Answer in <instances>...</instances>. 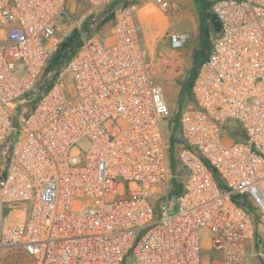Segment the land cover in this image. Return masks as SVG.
Wrapping results in <instances>:
<instances>
[{
    "label": "built area",
    "instance_id": "obj_1",
    "mask_svg": "<svg viewBox=\"0 0 264 264\" xmlns=\"http://www.w3.org/2000/svg\"><path fill=\"white\" fill-rule=\"evenodd\" d=\"M112 1L0 0V145L17 131L0 177V256L202 264L206 252L205 264H264V0L211 3L217 32L177 118L182 176L170 166L162 126L170 111L129 0L103 37L75 24L78 49L18 111L62 39L69 7ZM188 37L168 41L180 48Z\"/></svg>",
    "mask_w": 264,
    "mask_h": 264
},
{
    "label": "rangeland",
    "instance_id": "obj_2",
    "mask_svg": "<svg viewBox=\"0 0 264 264\" xmlns=\"http://www.w3.org/2000/svg\"><path fill=\"white\" fill-rule=\"evenodd\" d=\"M129 1L139 10L142 44L148 52V63L153 78L162 88L170 111L167 122H163L162 125L164 135L169 139L171 129L176 126V118L188 101L189 96L182 92V86L188 74L193 70L194 56L202 44V36L204 37L200 35L202 34L200 16L193 0H163L167 4L163 9L154 0ZM206 1L209 4L210 31L206 35L204 52L208 50L211 39L217 32V22L210 9L213 0ZM126 3V0H113L101 9H92L85 2L71 5L66 15L63 16L60 36L64 39L72 32H78L77 26H79L81 30L103 37L108 32L115 9ZM176 31L186 32L189 36L188 41L180 48H175L168 42L169 34ZM54 74V70L48 71L44 67L34 90L21 100L18 111H25L31 107V102L41 93L39 85L44 81H49ZM16 134L17 131H13L7 141L0 145V177L4 175L9 151ZM175 136L177 137V133ZM176 145H174L175 153ZM175 172L178 177L184 175L179 164L176 165ZM171 205L173 209L170 213L173 214L176 211L175 198L171 199ZM208 259V253L203 252L201 254L202 264H205ZM249 260L255 263V259ZM0 264H34V261L20 250H10L0 256Z\"/></svg>",
    "mask_w": 264,
    "mask_h": 264
},
{
    "label": "trees",
    "instance_id": "obj_3",
    "mask_svg": "<svg viewBox=\"0 0 264 264\" xmlns=\"http://www.w3.org/2000/svg\"><path fill=\"white\" fill-rule=\"evenodd\" d=\"M197 11L199 13L200 16V21H201V29H202V34L200 35H204V37L202 36V44L200 45V47L198 48L195 56H194V66H193V70L192 72H190L188 74L187 80L185 81V83L182 86V92L188 94V100H190V87H191V83L197 73V70L199 68V66L201 65V63L203 62V60L206 58L208 52H209V48H210V44H209V48L208 50H206V52H204V42L206 40V35L209 33L210 28L208 25V17H209V4L207 3L206 0H193ZM80 44V40H79V35L78 32L74 31L72 32L70 35L66 36L64 39H61V41L59 42L56 50L53 52V54L51 55L50 59L48 60L46 66H45V70L51 71L54 70L55 74L51 77V79L49 81H44L41 85H39V89L42 92L46 91L47 89H49V87L51 86L53 80L55 79V77L58 75L60 69L63 68V66L66 64V62L72 57V55L76 52V50L78 49ZM40 93V94H41ZM39 96H37L32 102H31V107L36 103L37 99ZM179 115V114H178ZM178 118V116H177ZM177 118H176V126L175 128L171 129V135L168 139V143H169V157H170V166L172 169V172H175V168L176 165L179 164L177 162L176 159V153L174 152V145H176L178 143V136H175V133H177L178 135V128H177ZM175 129V130H174ZM231 137L234 138L235 140H237V136L234 133H231ZM176 151V150H175ZM172 194L176 195L180 192L181 190V185L180 182L173 178L172 179Z\"/></svg>",
    "mask_w": 264,
    "mask_h": 264
},
{
    "label": "crops",
    "instance_id": "obj_4",
    "mask_svg": "<svg viewBox=\"0 0 264 264\" xmlns=\"http://www.w3.org/2000/svg\"><path fill=\"white\" fill-rule=\"evenodd\" d=\"M139 11V10H138ZM137 16H138V12H137ZM173 16H175V15H173ZM138 20H139V18H138ZM173 33H186V32H183V31H176V32H172L171 34H173ZM170 35V34H169ZM169 37V36H168ZM169 42V41H168ZM146 54H147V60H148V52H147V50H146Z\"/></svg>",
    "mask_w": 264,
    "mask_h": 264
}]
</instances>
